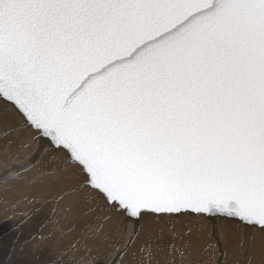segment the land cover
Wrapping results in <instances>:
<instances>
[{"label":"snow or ice","instance_id":"1","mask_svg":"<svg viewBox=\"0 0 264 264\" xmlns=\"http://www.w3.org/2000/svg\"><path fill=\"white\" fill-rule=\"evenodd\" d=\"M22 183L0 264H264V0H0V199Z\"/></svg>","mask_w":264,"mask_h":264},{"label":"rangeland","instance_id":"2","mask_svg":"<svg viewBox=\"0 0 264 264\" xmlns=\"http://www.w3.org/2000/svg\"><path fill=\"white\" fill-rule=\"evenodd\" d=\"M23 184V183H22ZM26 186L22 185L18 189L14 190L12 193H10V201L8 204H5L2 199H0V222H3V226L7 229L11 225L18 224L20 221L24 220V216L17 215L16 213H22L30 211L33 208L39 207L40 205L37 203H29V200H32L33 197L39 196L41 194L40 190L37 188L34 190L24 188ZM15 202H19L18 206L13 209L12 204ZM10 216L12 217L11 220H6L5 217ZM36 227V223L33 222L29 226L26 227V232L29 229H34ZM212 241L209 240L207 237L205 239L197 242H194L190 251H191V257L190 259L192 261H195L197 259L198 254L201 251V248L206 246L207 244L211 243ZM197 243V244H196ZM196 244V245H195ZM230 248H235V241H230ZM146 255V254H145ZM166 259V253L159 252L156 254V260H159L161 264H164V261ZM177 264H180V258L177 254ZM237 256L234 255L231 251L229 253V264H236ZM153 264H155V261H153Z\"/></svg>","mask_w":264,"mask_h":264},{"label":"bare ground","instance_id":"3","mask_svg":"<svg viewBox=\"0 0 264 264\" xmlns=\"http://www.w3.org/2000/svg\"><path fill=\"white\" fill-rule=\"evenodd\" d=\"M22 185H23V184H22ZM24 188L31 189V190H34V189L37 188L38 190H40V186H39V185H37V186H35V187H28V186H26V187H24ZM231 242H232V241H231ZM197 243H198V242H197ZM197 243H196V244H197ZM196 244H195V245H196Z\"/></svg>","mask_w":264,"mask_h":264}]
</instances>
